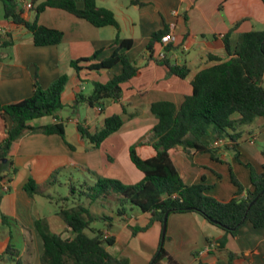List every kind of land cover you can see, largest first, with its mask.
<instances>
[{"label":"crops","instance_id":"1","mask_svg":"<svg viewBox=\"0 0 264 264\" xmlns=\"http://www.w3.org/2000/svg\"><path fill=\"white\" fill-rule=\"evenodd\" d=\"M18 1L23 6L22 19L32 21L34 13L25 8L31 0ZM42 1L36 0L35 6ZM95 4L113 13L118 30L112 26L97 28L63 10L46 8L39 15L38 24L60 31L63 38L58 45L35 46L31 34L23 26L2 18L0 3V29L13 41L11 47L2 51L0 105L15 104L31 97L34 76L42 89L48 88L61 75L68 76L61 93L64 108L55 113V122L64 125L65 141L55 134H28L15 141L8 157L0 160V182L9 184L7 192L0 190V264H15L13 259L4 255L9 245L18 251L17 258L22 264H39L35 220L44 219L51 233L69 237L68 228L61 218H57V212H54L55 217L44 215L45 210H49L45 200L54 207L53 210L59 209L55 197L48 192L45 196L35 194L29 197L24 190L29 180L42 186L54 172L58 177L75 171L89 184L94 182L95 176L118 180L125 185L139 182L143 175L131 162L129 150L142 142L136 147L141 159L156 154L147 142L157 123L151 114V105L170 102L179 110L185 97L192 93L194 76L217 64L211 56L227 61L240 34L257 31L254 23L264 26L262 0H95ZM77 7H83L79 0ZM237 23L240 24L231 31ZM164 28L174 37L166 58L190 70L183 80L170 75L165 67L151 60L146 50L152 35ZM117 38L132 41L130 49L124 53L138 68V75L122 85V96L118 101L111 100L100 107L102 110L86 104L72 108L75 95L84 93L88 83L105 84L119 75L122 68L117 65L100 72L84 69L77 74L70 62L90 58L95 53L97 56L91 63L106 60ZM160 48L159 43L156 44L155 55ZM112 115H121L123 125L99 146L93 147L81 138L77 130L79 124L95 133ZM47 123L48 119H42L35 125ZM10 124V120L0 113V143ZM263 126L264 119L256 120L241 128L242 135L236 142L226 140L219 146L211 143V148H219V161L213 160L209 152L191 150L187 155L181 147L169 151L170 159L186 185L204 184L208 196L228 202L235 197L237 190L230 179L231 171L245 191L251 189L250 170L246 165L252 166L256 172L261 171ZM46 195L52 199H47ZM109 217L112 218L111 228L108 230L104 225L102 230L113 237L115 243L107 249L108 252L127 259L129 264H149L161 241L162 224L154 223L148 230L133 235V228L147 225L149 215L131 210L122 218L116 217L114 212ZM165 235L164 249L177 264H224L229 261V254L233 255L231 264H264V227L254 229L246 224L237 237L232 238L195 213L171 214L167 217ZM30 244L36 248L31 262L26 254V246Z\"/></svg>","mask_w":264,"mask_h":264},{"label":"trees","instance_id":"2","mask_svg":"<svg viewBox=\"0 0 264 264\" xmlns=\"http://www.w3.org/2000/svg\"><path fill=\"white\" fill-rule=\"evenodd\" d=\"M79 1L83 4L82 8L77 7V0H43L36 6V0H31L34 16L30 22L22 19L23 6L18 0H0V3L2 18L23 26L31 34L35 46L58 45L63 38L60 31L38 24V17L46 8L63 10L97 28L112 26L116 30L119 29L111 11L97 7L95 0ZM262 2L264 4V0ZM239 24L237 23L231 31ZM168 34L167 28L155 32L146 50L151 60L165 67L170 75L183 80L190 73L185 65L171 63L166 57L162 60L155 58L156 44ZM12 45L10 35L0 34V61L2 51ZM131 45V40L117 38V43L106 60L91 63L97 56L95 53L90 58L70 62V67L77 74L84 69L100 72L117 65L122 68L121 73L107 83H92L89 95L77 93L72 108L81 104L95 107L109 99L118 101L121 98L122 85L136 77L139 71L124 53ZM225 46L229 53L226 39ZM170 50L171 47H167L166 54ZM210 58L217 61V64L199 71L194 76L191 81L192 93L185 97L179 110L170 102H156L151 105V114L157 123L147 142L156 154L152 158L141 159L136 153V147L142 142L129 150L131 162L143 175L139 182L125 185L118 180L95 176L92 184L84 181L78 189L70 183V193L61 198L60 203L69 201L74 195H78L81 202L83 199L88 200L90 205L111 198L114 201L113 212L118 218L127 215L131 210L149 215L147 225L143 228H133V235L148 230L154 223L162 224L166 213H195L232 238H236L239 230L246 224H250L254 229L263 228L264 193L261 192L264 190V161L260 172L246 165L250 170V190L245 191L231 171V182L237 188L235 197L228 202H220L206 194L207 187L204 184L186 185L169 156L170 150L181 147L187 155L191 150L209 152L213 160L219 161V148H211V143L219 140L236 142L242 135V127L253 124L259 118L264 119V30L240 34L235 50L227 61H220L214 56ZM86 63L89 64L83 67L82 64ZM67 81L68 76L63 74L48 88L42 89L34 76V91L31 97L15 104L0 105V113L11 123L5 139L0 143V160L8 157L15 141L28 134H55L65 141L64 125L55 122V113L64 108L61 104V93ZM42 119H48L49 123L35 125ZM123 122L121 115H112L104 120L103 127L95 133H90L80 124L77 130L81 138L97 147L117 132ZM262 129L264 130V126ZM261 155L264 160V147ZM56 175L57 172H54L42 186L29 180L25 185V192L29 197L35 194L45 196L42 187L57 184ZM243 192L244 196L238 198ZM259 194L261 195L255 203L249 207ZM46 198L52 199L50 195H46ZM81 202L70 207L59 206L57 215L68 228L70 235L67 238L51 233L44 219L34 221V229L41 242L39 264H129L127 259L108 252L107 249L115 243L113 237L106 236L102 229L92 228L93 223L103 222L109 230L112 218L93 214ZM166 239L164 235L149 264H177L164 249ZM4 255L13 259L15 264H22L17 258L18 251L13 246H7ZM232 259L233 255L229 254V261L224 264H231Z\"/></svg>","mask_w":264,"mask_h":264},{"label":"rangeland","instance_id":"3","mask_svg":"<svg viewBox=\"0 0 264 264\" xmlns=\"http://www.w3.org/2000/svg\"><path fill=\"white\" fill-rule=\"evenodd\" d=\"M254 26L256 27L255 29L257 31H261L264 30V26L262 24L259 23H254ZM85 90H84V94L85 95H89L92 91V84L88 83L85 86ZM81 120L83 121L84 117L81 114ZM257 120H262V119H257ZM70 178V181L68 180ZM57 184H55L54 187H42V191H45L44 193H51V195L53 197H55L56 199V203H58L59 205H61V207H70L72 205H76V204H80V202L82 200H80V197H78V195H74L72 197H70V200L67 202H61L60 203V199L63 197H66L69 195V184L72 183L75 187H77V189L79 188L78 186L80 185V183L84 182V180L82 179V176L78 173V172H71L68 175H59L57 177ZM69 181V184H68ZM84 206L88 207L89 209H91L97 216H101V215H105V216H111L113 214L114 208H113V204L114 201L109 198L106 201H99L97 203H94L92 205H90L88 200H84L83 202H81ZM45 204L46 206L49 208V210H45L44 215H49V216H53L55 217V213L54 212H58V210H53L54 207H50L47 204V201L45 200ZM57 218L60 219V217L58 215H56ZM92 228L94 229H103L104 228V224L103 222H95L92 224ZM67 235V234H65ZM70 235V234H69ZM37 236V235H36ZM37 253L39 252L40 254V240L37 236ZM31 245V244H30ZM27 245L26 246V254H27V259L31 262L32 259L34 258V250H36V248H34L33 245ZM4 264H9L8 262H5ZM25 264V263H23Z\"/></svg>","mask_w":264,"mask_h":264},{"label":"built area","instance_id":"4","mask_svg":"<svg viewBox=\"0 0 264 264\" xmlns=\"http://www.w3.org/2000/svg\"><path fill=\"white\" fill-rule=\"evenodd\" d=\"M25 8L27 10H30L32 8L30 3L25 4ZM3 30L0 29V34H3ZM174 41V37L171 36L170 34L164 36L161 38L159 45H160V50L156 53L155 58L157 60H162L166 57V48L169 46V44H171ZM98 110H100V108L98 107ZM226 140H219L214 142V146H219L222 144H225ZM0 190L3 192H7L9 190V184L7 181L5 182H0ZM107 236V234H105Z\"/></svg>","mask_w":264,"mask_h":264},{"label":"water","instance_id":"5","mask_svg":"<svg viewBox=\"0 0 264 264\" xmlns=\"http://www.w3.org/2000/svg\"><path fill=\"white\" fill-rule=\"evenodd\" d=\"M111 101V99H109L105 104H98L96 105L97 107H103L104 105H107L109 102ZM264 193V190L261 192V194ZM259 194L252 202L251 204L249 205V207H251L255 201L257 200V198L261 195ZM167 217H168V213H166L164 215V218H163V222H162V235H161V241H163V238H164V235H165V232H166V223H167ZM154 261V260H153Z\"/></svg>","mask_w":264,"mask_h":264}]
</instances>
